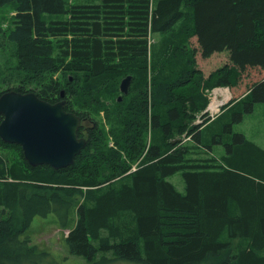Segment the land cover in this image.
Listing matches in <instances>:
<instances>
[{
    "label": "trees",
    "instance_id": "1",
    "mask_svg": "<svg viewBox=\"0 0 264 264\" xmlns=\"http://www.w3.org/2000/svg\"><path fill=\"white\" fill-rule=\"evenodd\" d=\"M66 1L0 0V8H15L12 28L0 29V47L11 49L16 61L14 76L0 80V95L33 92L53 104L64 91L65 111L83 122L92 110L106 108L105 100L118 93L119 77L133 74L139 88L153 81L149 92L137 90L131 107L115 100L109 108L114 110L106 119L120 128L111 130V147L101 145L94 119L84 133L79 125L78 138L86 145L66 168L31 167L18 145L0 141V149L16 153V160L7 159L10 165L0 155V264L52 262L49 251L28 236L33 219L49 214L68 229L69 255L86 264H105L109 254L127 264H264V149L233 131L254 104L264 106V0H157L151 10L149 0H126V8L123 0L72 8ZM45 15L70 17L46 22ZM184 18L187 26L176 35L173 28ZM150 34H169L160 64L182 49L187 36L192 56L187 64L174 63V82H158L159 75L148 79V69L158 65L147 60ZM54 39L61 46L56 56ZM221 52L228 63L208 77L194 69L197 54L208 59ZM10 76L14 87L4 85ZM240 83L245 90L232 101L238 110L190 126L207 105L202 91ZM149 107L154 134L130 171L143 147ZM184 132L198 145H222L224 165H187L185 147L172 142ZM99 164L108 168L97 173ZM179 171L184 193L166 180ZM115 176L129 182L115 188V181L109 183Z\"/></svg>",
    "mask_w": 264,
    "mask_h": 264
},
{
    "label": "rangeland",
    "instance_id": "2",
    "mask_svg": "<svg viewBox=\"0 0 264 264\" xmlns=\"http://www.w3.org/2000/svg\"><path fill=\"white\" fill-rule=\"evenodd\" d=\"M105 0H67L66 1V7L67 8H72L76 5H98L102 6L104 5L103 2ZM124 2V8H126L130 3L126 2V0H123ZM135 1V0H134ZM157 0H149V9L154 6V3ZM70 10V9H69ZM151 10V9H150ZM102 11V10H101ZM15 13V8L13 4L6 5L2 8H0V29L2 31H7L10 30L12 27L13 23V17ZM70 16L69 15H59V16H43L44 20L46 22H51V21H66ZM101 17L104 18L103 15ZM187 18H184L182 21H180L173 29L176 35L179 34L180 29L183 27L187 26L188 20ZM104 20L102 19L101 22ZM128 21L125 19V23ZM127 29V28H125ZM125 37V36H124ZM169 37V34L166 35H161V34H150L147 37V48H148V59L149 61H152L153 63H157L158 65L155 67H152L151 69H148V79L150 80V77L157 76L159 75L158 82H165V83H171L174 82L176 79V76L170 73L171 71L175 70L174 63L178 60H183L186 62L191 59L190 57L192 56L191 48L187 45V36L182 37L184 40V45L182 49H175L173 53L170 51L168 54L169 59L167 62L160 64V58L164 55L165 50L164 46H162L165 42L164 39H167ZM67 39H71L70 36L66 37ZM63 39V38H62ZM59 39H54L51 41V44L55 47V52L54 56H56L59 53ZM63 41V40H62ZM65 41V40H64ZM66 45V43H63ZM192 45L191 47H196V42L195 39L190 40V44ZM12 50L9 48H6L4 50L3 48L0 47V80L5 79L8 80V74L14 76V71L13 67L15 66L14 64L16 63L14 54L11 52ZM149 55L151 58H149ZM228 54L225 52L221 53H215L208 59H202L200 54H197L194 58L196 62L193 64V67L195 70L200 71V73L203 75V77H208L212 72L216 71L218 68L222 67L223 65L227 64L229 59H228ZM156 58V60L154 59ZM118 60V59H116ZM152 63V64H153ZM189 63V62H188ZM165 64V68L162 70V65ZM16 67V66H15ZM150 71H152L151 76H150ZM162 71L163 76H162ZM59 74H55L54 76L59 78ZM10 76V83L8 81H3L4 85H7L8 87H14L17 85V83L13 80V77ZM127 76L133 77V74H127ZM126 76H122L118 78V85H120V82L123 78ZM133 79H131L128 92L126 94H123L119 90V86L117 85V90L118 93L113 96L111 101L105 100L104 106L106 107L105 109L101 110H92L91 112L93 115L88 116V120L86 118L85 121L81 122L83 125V133L89 128L91 125L92 120L97 123L98 129H99V134H102L103 140L101 145H103L106 148H109L113 145V136L111 134V130L114 128H118V126L113 124L114 122H109L106 119V115L108 117H111V111L112 109H109L110 107H113L114 101H118L119 95L122 97L121 100H123L122 107L123 109L126 106L131 107L134 101H136V96H137V90L138 91H145L150 90V85L152 84L153 80H150L146 86H142L139 88L138 82L133 83ZM69 81H72V78L69 77ZM148 81V80H147ZM241 86L239 85L238 87H235L233 91L230 88L227 87H216L211 90H204L202 91V95L204 98L207 100V105L204 107V110H200L196 112L194 119L189 122L190 126L193 125H199L200 123L204 122H211L215 119H217L219 116L228 113V111L236 107V105L233 106L235 102H232L236 99V97H240V95L243 93L245 89H243V84L240 83ZM243 97H241L242 99ZM244 99V98H243ZM120 102V101H119ZM221 104L217 107L216 109H211L209 107H214V105ZM215 105V106H216ZM261 103H256L254 104L253 112L250 114H246L243 116V120L240 123L234 124L233 125V131L234 133H240L244 136L245 139L248 141L253 142V144H256L257 146L261 147L264 149V106ZM239 106V105H238ZM118 109V108H116ZM153 109L152 107L147 108V115L148 118L146 120V127L145 130L143 131V136L145 139L143 142V147L142 149L138 152V154L135 153L136 156H138V160L135 161L130 168V171H133L137 165L139 164L140 160L144 157V154L147 152L149 146H150V141H151V136L154 134L153 131L149 129L150 125V113H153L151 110ZM122 110V109H121ZM235 110H238V107H236ZM118 111V110H115ZM152 111V112H151ZM90 120V121H89ZM87 121V122H86ZM115 122H118L115 118ZM186 132V131H185ZM182 133V135L178 136L176 139H174L172 142H177L180 141V144L182 147H185L186 149V155L184 156V159L186 161L187 165H199V166H205L208 168H217L220 166H223V157L226 156L224 147L222 145H212L211 148H208L206 145H210L207 143V141H203V144L198 145L191 136L186 135V133ZM203 133V139H204V131ZM84 138V137H82ZM85 139V138H84ZM226 142H231L230 140H226ZM7 144V143H6ZM84 149V148H83ZM82 149V150H83ZM0 155L4 159L5 164L10 165V163L7 161V159H14L16 160V153L12 148H2L0 149ZM124 158V157H123ZM124 161L123 159L121 162ZM125 162L128 164L127 160ZM105 165L99 164L97 167V173H100L102 170L106 169ZM109 172L105 171V175L109 176ZM99 175V174H98ZM97 175V176H98ZM182 172H177L172 176H169L166 178L168 182H170L174 188L180 192L184 193V182L182 180ZM120 177V176H119ZM102 179H105V177H101L100 181ZM116 177L112 180L109 181V183H115V188L121 186V184L128 183L129 180L127 179H121ZM118 180V181H116ZM9 181V180H8ZM103 186V185H102ZM68 233L67 228H62L57 220L56 217L53 214L47 215V217H35L28 229V236L30 237V241L35 244L40 250L44 251H49L48 254L50 255V258L52 259V262L49 264H86L85 260L81 257L77 256H70L69 253L67 252V249L65 247L64 239ZM108 258L107 262L105 264H127V263H122L118 261H113V256L111 254L105 256ZM48 264V263H44ZM103 264V263H100Z\"/></svg>",
    "mask_w": 264,
    "mask_h": 264
},
{
    "label": "water",
    "instance_id": "3",
    "mask_svg": "<svg viewBox=\"0 0 264 264\" xmlns=\"http://www.w3.org/2000/svg\"><path fill=\"white\" fill-rule=\"evenodd\" d=\"M130 82L131 76L123 78L118 85L120 92L126 94ZM63 96L61 91V100L50 104L33 92L0 95V141L18 145L31 167L66 168L86 145V139L78 138L81 119L65 111Z\"/></svg>",
    "mask_w": 264,
    "mask_h": 264
},
{
    "label": "bare ground",
    "instance_id": "4",
    "mask_svg": "<svg viewBox=\"0 0 264 264\" xmlns=\"http://www.w3.org/2000/svg\"><path fill=\"white\" fill-rule=\"evenodd\" d=\"M5 92H7V91H5ZM63 92H64V91H63ZM64 96H65V95H64ZM64 96H63V98H62L63 100H65V99H64ZM215 105H216V104H215ZM215 105H214V107H212V106H213V105H212V106L209 107V108L213 109V111H214V109H216L215 107H217V106H219V105H221V104L219 103L218 105H216V106H215ZM72 113H73V112H72ZM74 114H75V113H74ZM75 115H76V114H75ZM77 116H78V115H77ZM1 122H2V120H1ZM1 122H0V123H1ZM238 135H239V134H238ZM230 242H231V241H230ZM231 246H232V245H231Z\"/></svg>",
    "mask_w": 264,
    "mask_h": 264
},
{
    "label": "crops",
    "instance_id": "5",
    "mask_svg": "<svg viewBox=\"0 0 264 264\" xmlns=\"http://www.w3.org/2000/svg\"><path fill=\"white\" fill-rule=\"evenodd\" d=\"M233 89H234V88H233ZM233 89H232V90H233Z\"/></svg>",
    "mask_w": 264,
    "mask_h": 264
}]
</instances>
